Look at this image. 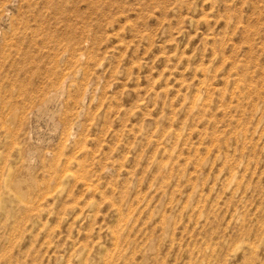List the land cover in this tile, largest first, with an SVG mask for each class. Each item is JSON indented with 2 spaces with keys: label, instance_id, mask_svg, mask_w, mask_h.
Segmentation results:
<instances>
[{
  "label": "rangeland",
  "instance_id": "374dc122",
  "mask_svg": "<svg viewBox=\"0 0 264 264\" xmlns=\"http://www.w3.org/2000/svg\"><path fill=\"white\" fill-rule=\"evenodd\" d=\"M0 264H264V0H0Z\"/></svg>",
  "mask_w": 264,
  "mask_h": 264
}]
</instances>
